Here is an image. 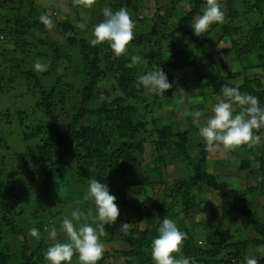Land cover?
Masks as SVG:
<instances>
[{
  "label": "trees",
  "instance_id": "16d2710c",
  "mask_svg": "<svg viewBox=\"0 0 264 264\" xmlns=\"http://www.w3.org/2000/svg\"><path fill=\"white\" fill-rule=\"evenodd\" d=\"M100 1L101 5L110 6L113 10L122 7L128 10L135 24L134 39L127 46L126 54L120 57L114 55L106 42L91 46L87 41L77 42L73 38L68 40V52H71L72 47L78 49L79 55L82 57L81 65L78 67H84L85 71V86L80 93L82 102L72 106L71 112L65 108H61V111L54 108L56 98L60 99L59 95L63 93L60 90L63 76H58L57 68L53 67L52 71L49 69L42 72L41 76L32 71L26 73L30 80L35 81V86L29 90H39L43 97V102H41L43 106L37 105V108L41 109L45 118L50 120L51 126L48 127L53 140L52 142L47 141L43 147H39L36 151L30 150L28 155H17L15 158L23 166L17 167L12 174H6L3 166H0V264H49L45 259V253L51 243L44 240L46 221L43 212L54 206L55 202L70 197L69 191L65 192L63 196L61 192L65 190L64 184L66 185L64 176L70 168L72 169L73 163H78V168L93 163L96 180L110 186L116 185L114 175L117 173L124 178L128 177L131 172H140V160L146 153V145H156V138L160 149L175 145L179 155L181 153L185 159H190L191 156L186 148L188 132L176 136L172 128L163 125L159 118L135 122V114L138 109L129 104L130 102L137 101L141 97H145V100H147L146 97H150L158 106L163 100L173 97L176 88L175 80L179 74L193 69L197 75L195 81L197 88L204 97V92H210L220 101L224 99L222 87H235L241 93L257 97L260 107L264 108V84L261 78H251L245 75L242 83L235 85V82L240 79L241 73L235 72L229 67L231 62H225L222 64L223 74L217 69L218 65L213 58L214 53L211 51L208 52V58H210L212 67L201 69L200 63L202 55L206 54L207 45L213 46L214 51L216 44L211 45L210 42L214 39V33L221 31L219 37L217 36V44L220 40L226 39L230 44L228 52H232L239 60L253 58L255 63L252 68H258L264 73V0L218 2L221 9L222 5H226V11L222 10L227 13L224 22L215 24L211 30L201 33L200 37L194 34L192 24L196 17L203 14L207 6L206 0H190V6L183 11H177L179 0H162L163 3L160 0H155L157 12L151 17L138 16L136 14L138 6L133 3V0ZM77 8L79 9L80 6ZM162 10L165 12L160 16ZM43 13L45 10H40L36 5V0H0V42L5 40V36L8 40L6 43H0V59L6 58L7 53H14L16 50L22 54H31L25 52L22 49L23 44L12 37L24 35L30 39L38 31L45 35L44 39L39 41L41 46H52L58 59L60 57L64 59L66 68H71V57L62 54V48L65 49V47L58 42L50 43V36L44 30L45 26L39 19ZM173 18L177 19L175 28L171 27L170 22ZM61 22L66 32L71 31L75 35L78 33L79 28L76 25L72 26L65 20ZM84 29L85 32H91L89 28ZM169 30H171V34ZM165 40L170 41L169 48L166 47L167 50L164 47ZM200 40L202 41L200 42ZM10 41L11 43H9ZM13 41L16 45L15 51H12ZM152 49L154 53L151 52ZM147 51H150L151 55H148ZM132 56L141 57V61L129 68L126 65L131 63ZM168 56L169 58L166 59ZM19 63V66L14 65L13 68H10L12 74H16L18 70L22 69L20 67L25 65L26 59ZM158 68L163 70L168 82L172 85L169 90L164 92V95H156L143 86L136 87L139 76ZM109 77L114 79L109 85L111 90L106 95H101L100 81ZM3 81L4 78L0 77V97L19 91L9 89L8 83H3ZM115 93H117L116 96ZM150 107L153 108V103L147 105L148 109ZM150 123L152 124L151 128H149ZM44 130L38 128L32 136L25 135V139L29 141L38 138ZM254 134L263 139L264 128L258 131L254 130ZM5 143V140L0 137V146ZM208 154L206 146L202 145L200 160L194 166L195 176L176 185V192L184 195L182 203L184 212H190L194 207L191 191L197 187L206 186L219 194L223 217L235 216L248 222L249 228L247 225L245 226L249 229L247 234L250 237L247 236L245 241L239 239L235 241L233 234L229 230H224L221 225L207 226L206 228L212 229L206 239L210 249L199 252L195 251L194 236L187 227L182 226V232L187 234V239L182 245L183 255L190 261L195 257H201L204 264H221L218 257L226 253L229 261L225 264H232L231 260L240 261L250 247H264V222L258 219L248 200V193L264 197V183L251 187L246 192L229 189L226 183L219 182L213 174L205 170ZM260 162V168L264 170V162L261 160ZM45 165H49V169L45 172L39 195L34 201H25L26 209L24 213L21 212L23 218L19 219V215L14 214L16 208L11 200L16 197L19 186L10 185V178L13 181H21L25 179V176L30 179L35 178L39 173L38 170ZM138 176L140 177L138 183L152 184L148 177L145 178L140 174ZM128 185L134 184L128 183ZM115 203L118 208L133 210L137 207L123 200L115 201ZM55 214L58 216L61 212ZM147 217L150 218V215L147 214ZM110 226L105 225V230L108 231ZM33 227L38 229L39 239L29 235V229ZM4 229L7 230L6 234H4ZM4 235L8 236L4 237ZM152 236H157L155 230L140 231L135 229L129 231L127 235L123 233L113 235L103 242L117 241L128 244L131 250L121 253L125 258V264H144L150 262V258L143 259V256L151 247ZM8 237L11 240H8ZM20 237L23 240L16 241V238ZM2 240H4L3 243H11V246H5L8 249L6 251L1 246ZM12 240H14V247ZM76 255L78 254H74V257ZM204 256L210 259H205ZM102 263L103 258L98 261V264Z\"/></svg>",
  "mask_w": 264,
  "mask_h": 264
},
{
  "label": "rangeland",
  "instance_id": "374dc122",
  "mask_svg": "<svg viewBox=\"0 0 264 264\" xmlns=\"http://www.w3.org/2000/svg\"><path fill=\"white\" fill-rule=\"evenodd\" d=\"M179 1L180 3L177 6V11H183L190 6V0ZM160 2H162V0H160ZM218 2L224 3V0H218ZM133 3L138 6L136 14L140 17H151L157 12L155 0H133ZM36 5L40 10L44 9L45 13L42 15L47 14L54 23V27L51 30L44 29L50 36V43L58 42L61 46L65 47V49L62 48V54L63 56L67 54L71 57L72 66L71 68H66V62L61 57L58 59L57 53L52 46H41L39 41L44 39L45 35L38 31H36L34 33L35 36L30 39L24 35L12 37V39H16L20 44H23L24 47L22 49H24L25 52L31 54H22L19 50L15 51L16 45L13 41L12 51L15 52H11L10 54L7 53L6 58L0 59V77L4 78L3 83H8V85H6L9 89L19 90L11 95L8 94L4 97H0V137L6 142L4 145L0 146V166H3L6 174H12L17 167L23 166L21 163L19 164L15 158L17 155H28L30 150L36 151L39 147H43L47 141L52 142L53 140L51 137V130L48 127L49 125L51 126L50 120L46 119L43 111L37 108V105H40V107L43 106L41 103L43 102V97L39 93V90H29V88L35 86V81H33V79L30 80L26 73L32 71L39 76L42 75V72L34 70V64L37 59L48 65L47 70L50 69V71H52L53 67L57 68L56 73L58 76H63L62 87L60 88L63 93L59 95L60 99L56 98L54 108L58 111H61V108H65L71 112L70 108H72V106L82 102L80 93H82L85 86V71L84 67H78L81 65L82 59L78 49L76 50L75 47H72L70 50L71 52H68V40L73 38L77 42L87 41L89 43L93 38L92 31L94 25L100 23L103 19L102 11L104 6L101 5L100 0H96V3L91 8L80 6L79 9L73 4V0H36ZM222 7V10L226 11V5L224 4ZM164 12L165 11L162 10L160 16H162ZM224 13L226 18L227 13ZM64 20L72 24V26L81 22L85 23V28L91 29V32H85V29L82 30L80 28L76 35L71 31L66 32L61 22ZM170 22L172 24L171 27L175 28L177 19L173 18ZM214 25L215 24H212L208 30H211ZM169 32L171 34V30H169ZM220 34L221 31L214 33V39L210 42L211 45L216 44V46H214V51L212 48L213 46H206V54L204 56L202 55L200 61L201 69L204 67H212L210 58H208V52L211 51L214 53L213 58L218 65L217 69L223 74L224 67L222 64L225 62H231L229 67L233 71L241 73L240 79L235 82V85H240L245 75L251 78H261L264 84V73L258 68H252V65L255 63L253 58L244 60L237 59L232 52L227 51L230 44L226 39L220 40L218 44L216 43ZM4 39L5 40L0 43L8 42L6 36ZM201 41L202 40H200V42ZM9 43H11V41ZM169 46L170 41L167 40L164 43V47L169 48ZM147 52L148 55H151V52L154 53V50L152 49L151 52ZM168 58L169 56L166 59ZM25 59V65L20 67L22 69L18 70V73L12 74L10 68H13L14 65L19 66V62ZM196 76V72L193 69L181 72L175 80L176 88L173 97L163 100L158 106L154 104V100L150 97H146L147 100H145V97H141L139 100L129 103L138 109L135 114V122H141L149 118H159L163 125L172 128L176 136L188 132L189 137L186 148L191 157L187 160L181 153L179 155L175 145L160 149L158 139L156 138V145H146V153L140 160L141 165L139 173L138 171L137 173L131 172L128 177L124 178L119 173L115 174L114 179L116 185L112 184L107 186L109 194L115 196L116 201L123 200L137 207L133 210L118 208L119 216L117 221L110 226L108 231L105 230V235L100 237L101 243H104L103 241H107L113 235L122 234V232H120V227L124 223L132 225L129 231L135 229H139L140 231L146 229L155 230L157 236L151 237L155 239L158 237L157 229L165 217L173 220L180 231H182V226L190 230L191 234L194 236L195 251L199 252H205L210 249L206 239L207 234L212 231V229L206 228L207 226L217 227L221 225L224 230H229L233 234L235 241L238 239L245 241L247 240V236L250 237V235L247 234L249 229L245 226L247 225L249 228L248 222L244 219L236 218L235 216H228V218L222 216L220 206L221 200L217 192L210 190L206 186L193 189L191 195L194 207L190 212H184L183 210V193L176 192V185L178 183L195 176L194 166L200 160L202 145H205V142L199 136V128L213 115L212 109L219 102L210 92H204L205 97L203 96V93L197 88V82H195ZM113 81L114 79L112 77L100 81L99 90L101 95H106L107 92L111 90L109 85ZM116 95L117 93H115V96ZM152 103L153 108L150 107L148 109L147 105H152ZM234 107H236L237 112L239 107ZM196 111L202 113L199 119L190 115V113ZM186 113L188 114L186 115ZM151 126L152 124L150 123L149 128H151ZM38 128L45 129L40 133L38 138H33L29 141L25 139V135L32 136ZM138 139L140 138L138 137ZM176 142H179V140H176ZM37 152L39 151L37 150ZM260 160L264 162V137L259 144L254 146L241 145L230 151H225L221 146L218 151L214 153L209 152L205 170L213 174L219 182L226 183L229 189L246 192L249 188L260 186L264 183V170L260 168ZM77 164L76 162L73 163L72 169L70 168L68 173L64 176L66 185L64 184L65 190L61 193L63 196L65 192L69 191L70 197L55 202L54 206L43 212L46 221L44 240L47 243H51L50 246L54 242L49 240L48 232L55 227L58 232L57 239L63 242L65 240V235L60 230L61 223L66 216L71 219V213L76 209H79L85 215L91 210L92 216L89 217L87 221L82 219L80 223L87 222L92 227H96L97 222H94L92 218L96 215L94 202L83 200L88 190L89 181L91 179H96L95 169L92 167L93 163L81 166L82 168H78ZM48 169L49 165H45L38 170L39 173L37 177L31 179L25 176V179L21 181H13V179L10 178V185L19 186L16 197L11 198L16 208L14 214L19 215V219L23 218L21 212H25V201H34L38 197L45 178V172ZM138 174L145 178L148 177L149 180L152 181V184L143 185L142 183H138L140 179ZM128 183L134 185L129 186ZM154 183L157 184L155 185ZM248 195L249 204L256 212L258 219L264 222V197H260L257 194L251 195L250 193H248ZM57 212H61V214L57 216V214H55ZM52 213H54L53 216ZM147 214L150 215V218L147 217ZM6 231L7 230L4 229V234H6ZM5 236L7 237L8 235H4V237ZM8 240H11V238L8 237ZM22 240L21 237L16 238V241ZM3 241L4 240H2L1 246L6 251L8 249H6L5 246L11 243H3ZM13 245L14 240H12V246ZM104 246L105 250L102 264L126 263L121 253L131 250L128 244L109 241L104 243ZM261 248L264 247L252 246L245 252L240 261L234 262L231 260V263L245 264L244 258L248 256L256 258L258 264H264V251H258ZM181 255H183V247L181 248V252L176 254V258H180ZM147 258H150V262H145L144 264H154L151 257V247L147 249L146 254L143 256V259ZM204 258L210 259L207 256H204ZM194 261L195 264H204L201 257H195ZM218 261L219 263L221 262V264H225V262L229 261V257L226 253L221 254L218 257ZM71 264H79L78 255L75 257L73 256Z\"/></svg>",
  "mask_w": 264,
  "mask_h": 264
},
{
  "label": "clouds",
  "instance_id": "9594fccd",
  "mask_svg": "<svg viewBox=\"0 0 264 264\" xmlns=\"http://www.w3.org/2000/svg\"><path fill=\"white\" fill-rule=\"evenodd\" d=\"M95 3L96 0H73L75 6L86 8H91ZM206 5L203 14L196 17L192 24V30L197 37L206 32L212 24H222L225 20V13L218 0H206ZM102 16L103 21L93 27L90 45L97 46L106 42L116 57L126 54L127 46L134 39L135 24L130 13L123 7L113 10L110 6H105ZM39 19L46 29L51 30L54 27L52 19L47 14L40 16ZM76 26L80 29L86 27L83 23ZM140 61L141 57L132 56L131 63L126 66L132 68ZM47 68L48 65L39 59L34 64V70L37 72H45ZM141 86L158 95H164V92L172 87L160 68L139 76L136 87ZM221 91L224 99L214 106L213 115L199 128V136L205 142L206 151L214 153L221 146L225 151H230L241 145L259 144L261 136L255 135L254 130L264 128V108L260 107L258 98L241 93L235 87L224 86ZM234 106L240 109L236 114ZM190 115L199 119L202 113L196 111ZM83 200L94 202L96 215L92 218L97 222L96 227L87 222L80 223L82 219L87 221L92 216L91 210L87 215L79 209L72 211L71 219L66 216L60 226L61 232L65 235L63 242L57 239L58 232L55 227L48 232L49 240L54 242L45 253V259L49 264H71L74 254H78L79 264H98L103 258L105 246L100 242V237L105 235V225H112L117 221L119 209L115 203L116 197L109 194L106 184L91 179ZM131 227V224L124 223L120 227V232L127 235ZM157 231L158 237L153 239L151 244L154 264H195L194 260L190 261L183 255L176 258V254L181 252L183 242L187 239V234L180 231L173 220L165 217ZM29 235L39 239L38 229L31 228ZM258 251H264V248ZM244 260L245 264H258L257 259L253 257L245 256Z\"/></svg>",
  "mask_w": 264,
  "mask_h": 264
}]
</instances>
